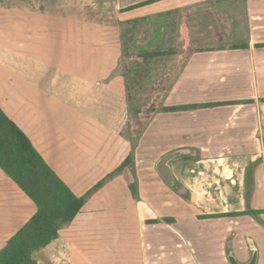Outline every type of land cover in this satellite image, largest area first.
<instances>
[{
    "label": "crops",
    "instance_id": "1",
    "mask_svg": "<svg viewBox=\"0 0 264 264\" xmlns=\"http://www.w3.org/2000/svg\"><path fill=\"white\" fill-rule=\"evenodd\" d=\"M205 3L226 27L220 28V22L213 19L204 22L203 29H209L211 24L224 29L221 43L205 44L204 39L194 37V41L200 40L195 49L184 48L173 60L170 58L179 66L168 69L176 72L175 80L168 86L162 106H222L158 114L139 145L140 151L145 149L147 153L152 146L150 141L159 135L164 152L187 149L185 157L195 159L183 161V157L171 163L179 193L188 195L186 202L178 198L186 210L171 215L173 224L147 225L144 220L164 217L157 215L148 203L136 202L121 176H115L87 200L73 222L59 231L58 239L37 254V264H230V255L245 264L252 255L250 240L258 252L256 264H264V48H255L264 44V0H161L126 11L118 20H135L144 13L149 19L177 13V39L184 43L183 14L196 8L194 5ZM8 32L4 25L0 27V85L15 90L20 74L16 70L21 51L17 46L25 47V43H15ZM34 34L29 37L37 39ZM174 40L169 37L167 43ZM235 44H245L247 48L232 49ZM6 46L17 48V53ZM21 53L24 60L31 55L27 44ZM30 58L38 61L36 56ZM4 103L0 106L7 113ZM8 116L27 132L18 119ZM112 138L123 146L121 137ZM40 154L58 174L54 168L58 163L53 167ZM87 169L91 174L101 173V166ZM113 170L110 167L104 172L111 174ZM72 191L78 197L88 192ZM104 191L108 194L101 197ZM141 207L147 215L139 212ZM247 209L262 214L258 219H200ZM35 212L33 202L0 170V248ZM101 225H105L102 231Z\"/></svg>",
    "mask_w": 264,
    "mask_h": 264
},
{
    "label": "rangeland",
    "instance_id": "2",
    "mask_svg": "<svg viewBox=\"0 0 264 264\" xmlns=\"http://www.w3.org/2000/svg\"><path fill=\"white\" fill-rule=\"evenodd\" d=\"M135 1L139 0H0V27L10 30L7 35L15 43H25L17 46L22 57L16 56L18 85L15 90L0 85V103L9 100L4 103L7 114L18 119L53 167L58 163L57 175L72 190L86 193L104 181L102 189L112 179L104 171L127 164L115 176H121L133 199L148 203L157 215L171 217L186 210L178 198L186 202L188 195L169 189L156 173L155 165L166 153L161 136L150 141L147 153L139 145L175 80L176 72L168 69L179 64L170 58L184 48L195 49L200 40L194 37L205 44L221 43L225 30L214 24L204 30V22L217 19L220 28L226 25L207 3L194 5L183 14V43L177 39V13L153 19L144 13L142 18L119 21ZM24 8L26 12L18 11ZM34 33L37 39L29 37ZM169 37L175 40L167 43ZM26 44L31 55L24 60ZM17 48L10 50L17 53ZM157 50L171 51L143 62V53ZM113 135L125 141L123 146L112 140ZM98 166L101 173L87 172ZM139 212L147 215L142 207Z\"/></svg>",
    "mask_w": 264,
    "mask_h": 264
},
{
    "label": "trees",
    "instance_id": "3",
    "mask_svg": "<svg viewBox=\"0 0 264 264\" xmlns=\"http://www.w3.org/2000/svg\"><path fill=\"white\" fill-rule=\"evenodd\" d=\"M161 0H148L131 7L129 10L144 7ZM232 49H246L245 44L233 45ZM255 48H264L257 44ZM169 51V52H168ZM157 50L142 54L143 62L159 59L171 50ZM219 104L162 106L158 114L193 111L200 108H213ZM126 163L129 159H126ZM181 160H195L184 157ZM127 164L121 165L111 173L113 178ZM0 170L35 205L36 212L29 221L0 248V264H37V254L58 239L59 231L67 228L80 214L87 200L101 188L103 182L96 184L84 196L78 197L52 170L38 152L27 134L9 118L0 106ZM161 180V179H160ZM108 181V180H107ZM262 211L247 209L243 212L202 216L200 219L235 218L250 216L258 219ZM161 222L173 224L171 217L146 220L147 225Z\"/></svg>",
    "mask_w": 264,
    "mask_h": 264
},
{
    "label": "water",
    "instance_id": "4",
    "mask_svg": "<svg viewBox=\"0 0 264 264\" xmlns=\"http://www.w3.org/2000/svg\"><path fill=\"white\" fill-rule=\"evenodd\" d=\"M264 135V132H263ZM189 151L187 149H176L167 152L164 154L160 159L157 161L155 165V170L161 181L171 190H177L178 184L177 181L173 175L171 163L175 160L181 159L185 157ZM193 197V195H192ZM249 249L252 252L250 260L245 264H256L257 263V257L258 252L255 248L254 244L250 241H248ZM228 261L230 264H240L236 261V259L233 256H228Z\"/></svg>",
    "mask_w": 264,
    "mask_h": 264
}]
</instances>
